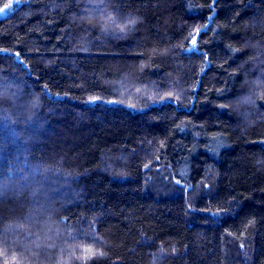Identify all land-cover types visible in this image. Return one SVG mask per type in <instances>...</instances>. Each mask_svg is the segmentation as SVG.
Segmentation results:
<instances>
[{
    "label": "trees",
    "instance_id": "obj_1",
    "mask_svg": "<svg viewBox=\"0 0 264 264\" xmlns=\"http://www.w3.org/2000/svg\"><path fill=\"white\" fill-rule=\"evenodd\" d=\"M0 264H264V0H0Z\"/></svg>",
    "mask_w": 264,
    "mask_h": 264
},
{
    "label": "snow or ice",
    "instance_id": "obj_2",
    "mask_svg": "<svg viewBox=\"0 0 264 264\" xmlns=\"http://www.w3.org/2000/svg\"><path fill=\"white\" fill-rule=\"evenodd\" d=\"M196 31H197V33H199L200 29H197ZM192 44H193V45L196 44V40H195L194 38H193V40H192ZM17 55H18V54H17Z\"/></svg>",
    "mask_w": 264,
    "mask_h": 264
}]
</instances>
